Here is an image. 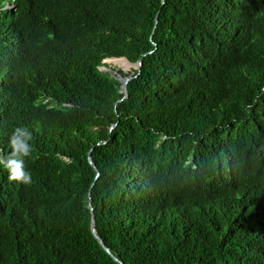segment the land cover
<instances>
[{
  "label": "trees",
  "instance_id": "obj_1",
  "mask_svg": "<svg viewBox=\"0 0 264 264\" xmlns=\"http://www.w3.org/2000/svg\"><path fill=\"white\" fill-rule=\"evenodd\" d=\"M13 6L0 154L26 128L32 183L0 165V264H119L87 195L122 264H264V0ZM119 56L140 66L117 102Z\"/></svg>",
  "mask_w": 264,
  "mask_h": 264
},
{
  "label": "clouds",
  "instance_id": "obj_2",
  "mask_svg": "<svg viewBox=\"0 0 264 264\" xmlns=\"http://www.w3.org/2000/svg\"><path fill=\"white\" fill-rule=\"evenodd\" d=\"M13 9H14L13 0H9V1L8 0H4L3 4L0 6V10H3V11H6V10L11 11ZM1 15L3 16V15H5V13L3 12ZM154 20H155V18H154ZM119 57H123V56H119ZM113 58H118V57H107V58H104L102 60V62L105 63L106 65H100V66H98V69L101 70V71L109 73V75L112 78H114V79H117V78H116V75H114L112 73L113 70H116L117 73L121 77L129 75L132 78V77H134L136 75V73L132 74L133 73V69H135V67L132 66V65H130L131 67H133V69L131 70L130 73L125 72L123 66H120V65H116L114 67L110 66L111 63L107 62L106 59L110 60V59H113ZM134 62H131V63H134ZM107 67L110 68V70H106ZM119 71H121V73ZM119 88H120V84H119ZM118 91H119V89H118ZM48 99H51V98L49 96H47L44 99H42V102L44 103ZM118 99L116 100L117 102H118ZM62 104L67 105V103H62ZM48 106H51V105H48ZM113 125L114 124H112V126ZM31 139H32L31 133L26 128H17V129L14 130V132L12 133V135L10 137V144H11V148H12V151H11L10 155L5 157L3 154H0V165H2L4 167V169L8 172V180L9 181H14V182H17L19 184H24V185H29V184L32 183L31 174L28 171L25 170V158L29 157L32 154V147H31V144L29 143V141ZM88 153H89V158H90V151L89 150L87 151V155H88ZM87 155H86V157H87ZM87 161H88V157H87ZM90 161H91V158H90ZM96 173H95V177L98 175L97 171H96ZM88 201H89V196L87 195V207H88ZM91 208H92V206H91ZM90 215H91V211H90ZM89 225H90V221H89ZM94 229H95V227H94ZM89 230H90V227H89Z\"/></svg>",
  "mask_w": 264,
  "mask_h": 264
},
{
  "label": "water",
  "instance_id": "obj_3",
  "mask_svg": "<svg viewBox=\"0 0 264 264\" xmlns=\"http://www.w3.org/2000/svg\"><path fill=\"white\" fill-rule=\"evenodd\" d=\"M155 19H156V16H155ZM113 59H124L125 62H126L128 65H132V66L135 67V69H136V74H137L138 69H139V66H140V60H139V58H138L134 63L129 62L125 57H118V58H113ZM106 70H110V68L107 67ZM123 71H124V70H123ZM112 73H113L114 75H116V78L118 79V81H120V88H119V91L122 93V97L119 98L118 101H121V100L125 97V85H126V82H127L128 79L131 78V76L126 75V76H124V77H121V76L117 73L116 70H113ZM87 157H88V162L91 164V166H92L94 169H96V168L94 167V165L92 164V162L90 161L89 153H88ZM96 174H97V173H96ZM88 208H89V210L91 211V215H90V225H89L91 235L96 239V241L99 243V245L102 247V249H103L106 253H108L114 261L118 262L119 264H122V263H121V262H120V261H119V260H118V259H117V258H116V257L110 252V251H109V249H108V248L104 245V243L102 242L101 238L97 235V233H96V231H95V229H94V215H93V213H92V208H91V206H90V204H89V201H88Z\"/></svg>",
  "mask_w": 264,
  "mask_h": 264
},
{
  "label": "rangeland",
  "instance_id": "obj_4",
  "mask_svg": "<svg viewBox=\"0 0 264 264\" xmlns=\"http://www.w3.org/2000/svg\"><path fill=\"white\" fill-rule=\"evenodd\" d=\"M117 63H119V60H117V61L115 62L116 65H118ZM116 65H114V64H110V66H112V67H114V66H116ZM120 66H123L125 72H128V73H130L131 70L133 69V67H131L130 65L126 64V62H122V63L120 64Z\"/></svg>",
  "mask_w": 264,
  "mask_h": 264
},
{
  "label": "bare ground",
  "instance_id": "obj_5",
  "mask_svg": "<svg viewBox=\"0 0 264 264\" xmlns=\"http://www.w3.org/2000/svg\"><path fill=\"white\" fill-rule=\"evenodd\" d=\"M119 60V63H117L118 65H120L122 62H125V60L124 59H118ZM117 61V60H116ZM115 61V62H116Z\"/></svg>",
  "mask_w": 264,
  "mask_h": 264
}]
</instances>
